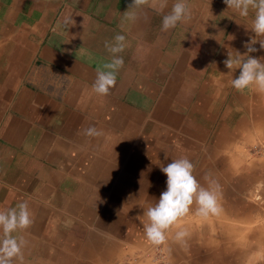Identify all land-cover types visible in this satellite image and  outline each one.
I'll list each match as a JSON object with an SVG mask.
<instances>
[{
    "label": "crops",
    "instance_id": "crops-1",
    "mask_svg": "<svg viewBox=\"0 0 264 264\" xmlns=\"http://www.w3.org/2000/svg\"><path fill=\"white\" fill-rule=\"evenodd\" d=\"M173 3L0 0V210L26 201L32 217L13 233L26 241L13 264H122L163 245L168 264H264V92L233 88L240 70L223 63L247 50L253 13L187 0L189 18L162 31ZM117 34L124 64L100 96ZM181 156L219 186L221 211L201 217L193 203L153 243L143 210Z\"/></svg>",
    "mask_w": 264,
    "mask_h": 264
},
{
    "label": "clouds",
    "instance_id": "clouds-1",
    "mask_svg": "<svg viewBox=\"0 0 264 264\" xmlns=\"http://www.w3.org/2000/svg\"><path fill=\"white\" fill-rule=\"evenodd\" d=\"M135 2V0H134ZM227 9L233 10L241 18H248L250 11L253 13L250 29L255 33L249 41L245 42L246 51L235 54L227 53L223 61L229 72L239 69V74L231 80V86L237 90H244L255 86L258 91L264 92V58L250 55L256 52L254 45L259 42L264 49V0H224ZM190 10L187 0H174L171 11L161 20V30L167 31L189 18ZM65 18V24L70 22ZM259 37V39H257ZM114 43L105 44L113 54L111 60L104 64L103 70L98 69L93 82V91L100 96L107 95L115 85L119 69L124 60L117 55L125 47V36L117 34ZM85 135L98 137L102 135L94 126L85 129ZM193 163L185 156L172 159L161 171L166 174V189L161 192L154 206L143 210L147 218L144 224V233L153 243H160L166 237L167 230L176 225L180 218L189 213L193 203L196 205L195 213L201 217L217 215L221 211L218 202V185L210 180L208 187L202 186L193 175ZM32 223L31 213L26 201L19 202L15 207L0 210V264H13V260L23 261L22 249L26 245L25 239L13 235L18 230L27 229ZM187 235L184 229L175 233L177 240H182Z\"/></svg>",
    "mask_w": 264,
    "mask_h": 264
},
{
    "label": "built area",
    "instance_id": "built-area-1",
    "mask_svg": "<svg viewBox=\"0 0 264 264\" xmlns=\"http://www.w3.org/2000/svg\"><path fill=\"white\" fill-rule=\"evenodd\" d=\"M257 200H262L260 194L255 196ZM122 264H168L165 252L161 249V246L155 249H149L147 251H138L132 255L129 260Z\"/></svg>",
    "mask_w": 264,
    "mask_h": 264
},
{
    "label": "rangeland",
    "instance_id": "rangeland-1",
    "mask_svg": "<svg viewBox=\"0 0 264 264\" xmlns=\"http://www.w3.org/2000/svg\"><path fill=\"white\" fill-rule=\"evenodd\" d=\"M164 246H165V245H163V246L161 247V249H163V251L165 252V256H166V259H167V256H168V255H167V251L164 249V248H165ZM163 247H164V248H163ZM130 257H131V256L129 255L128 258H130Z\"/></svg>",
    "mask_w": 264,
    "mask_h": 264
}]
</instances>
